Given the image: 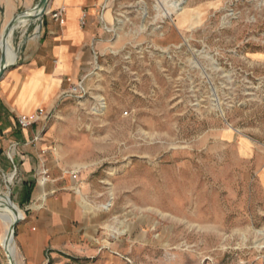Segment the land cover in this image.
Masks as SVG:
<instances>
[{"label": "rangeland", "instance_id": "rangeland-1", "mask_svg": "<svg viewBox=\"0 0 264 264\" xmlns=\"http://www.w3.org/2000/svg\"><path fill=\"white\" fill-rule=\"evenodd\" d=\"M114 10L102 76L52 111L38 172L48 154L78 172L92 215L106 217L112 258L101 264H264V0H114ZM39 18L17 25V52ZM19 172L0 156V194L24 215Z\"/></svg>", "mask_w": 264, "mask_h": 264}, {"label": "crops", "instance_id": "crops-1", "mask_svg": "<svg viewBox=\"0 0 264 264\" xmlns=\"http://www.w3.org/2000/svg\"><path fill=\"white\" fill-rule=\"evenodd\" d=\"M38 1L0 0V56L6 25ZM60 8L66 11L63 23L51 15ZM84 10L88 20L81 26ZM39 19L37 33L29 28L17 60L0 77V156L11 152L20 164L16 194L24 218L16 228L19 255L24 264H101L106 256L112 258L105 239H100L105 215H92L80 175L54 155H47V168L40 175L42 150L49 138L47 121L22 127L19 117H30L41 108L51 114L68 95H78L72 92V83L84 79L87 91L88 82L102 76L101 60L115 38L104 27H115L114 0H49ZM37 135L41 142L31 144ZM241 144L248 150L246 138ZM261 179L264 188V166Z\"/></svg>", "mask_w": 264, "mask_h": 264}, {"label": "bare ground", "instance_id": "bare-ground-1", "mask_svg": "<svg viewBox=\"0 0 264 264\" xmlns=\"http://www.w3.org/2000/svg\"><path fill=\"white\" fill-rule=\"evenodd\" d=\"M40 9L30 8L22 15H20L15 22V24L9 28L7 25L2 33V39L5 40L3 43V51L6 52L7 55V64H13L18 57L17 49L14 46V31L18 24L19 27H24L27 25V22L31 19L39 18ZM25 32V31H24ZM1 38V37H0ZM6 38V39H5ZM0 217L6 224V233L4 234V249L7 255L9 256V252L15 258V242L14 235H11V228L16 219H23L24 215L19 207L13 202L8 193L0 194ZM1 220V219H0ZM16 262V261H15ZM17 264V263H16Z\"/></svg>", "mask_w": 264, "mask_h": 264}, {"label": "built area", "instance_id": "built-area-1", "mask_svg": "<svg viewBox=\"0 0 264 264\" xmlns=\"http://www.w3.org/2000/svg\"><path fill=\"white\" fill-rule=\"evenodd\" d=\"M65 9L64 8H60V9H56L53 10L51 12L52 17L58 21L59 23H63L65 20ZM87 20H88V11L84 10L81 17H80V24L81 26H85L87 24ZM116 20L118 21V17H116ZM105 29L108 32H114L115 31V27L109 26V25H104ZM98 63V60H96V64ZM71 90L72 92L82 96L84 94H86V88H85V83H84V79H81L80 81H78V83H72L71 84ZM101 101H103V99H101ZM101 101H99V103L97 104L95 110H97L98 112H102L103 110L101 109ZM50 117V114L43 108L39 109L34 115L27 117V116H20L19 117V123L21 124L22 127H28L34 123H38L40 121H47L48 118ZM40 140L39 135L35 136L33 141H38ZM9 158L13 160V155L11 152L8 153ZM14 168L15 170L17 169L16 164L14 163Z\"/></svg>", "mask_w": 264, "mask_h": 264}, {"label": "water", "instance_id": "water-1", "mask_svg": "<svg viewBox=\"0 0 264 264\" xmlns=\"http://www.w3.org/2000/svg\"><path fill=\"white\" fill-rule=\"evenodd\" d=\"M48 2L49 0H39L35 6H33L32 8L33 9H40V17L44 14V12L46 11V8H47V5H48ZM27 10L29 9H26L24 11H21L19 12L17 15H15L11 21L8 23L7 25V28L13 26L15 24V22L17 21L18 17L20 15H22L24 12H26ZM9 65L7 64V55H6V52L4 51H1V56H0V77L3 75L5 69L8 67ZM21 219L18 218L15 220V222L13 223L12 225V228H11V235L13 236L14 235V230H15V227L16 225L19 223ZM9 261H10V264H16L15 262V258L13 257V255L9 252Z\"/></svg>", "mask_w": 264, "mask_h": 264}]
</instances>
